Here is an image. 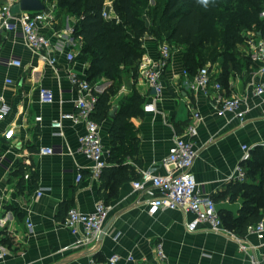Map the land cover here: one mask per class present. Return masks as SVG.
Wrapping results in <instances>:
<instances>
[{"label": "crops", "instance_id": "0c3cea01", "mask_svg": "<svg viewBox=\"0 0 264 264\" xmlns=\"http://www.w3.org/2000/svg\"><path fill=\"white\" fill-rule=\"evenodd\" d=\"M68 18L56 14L52 25L41 28L54 41L50 53L31 48L20 26L6 30L0 25V96L12 107L7 116L0 113V264H109L115 253L122 256L118 264H251L249 253L239 248V241L230 233L213 232L204 223L188 231L186 224L194 219V213L178 209L150 213V195L134 191L133 181L122 184L119 195L107 203L111 209L98 239L90 244H74L76 235L63 223L68 210L77 207L93 211L103 198L101 180L91 176V162L80 151L84 124L66 120L62 134L52 126L61 110H76L73 101L79 89L70 81V70L87 77L88 64L78 57L82 40L70 32L73 18ZM144 47L141 60L158 58L159 44L154 36L145 37ZM240 47L246 53V45ZM70 50L77 53L72 62L67 59ZM46 55L57 57L54 66ZM210 68L216 79L228 73L222 83L225 95L247 98L251 107L244 122L232 114H217L212 89L205 93L188 88L180 46L174 48L170 66L163 74L165 86L154 110H146L145 104L154 102L156 90L139 75L125 78L112 101L119 108L135 90L145 98L143 115L132 118L138 129V162L136 157H128L126 163L139 174L148 168L165 174L167 167L162 161L174 138L182 136L193 141L198 155L191 171L201 193L213 196L219 212L234 219L240 215L243 195L230 198L226 189L229 183L239 182L235 174L243 154L241 145L255 148L264 143V95L254 94V86L264 80V73L258 72V61L250 64L242 55L237 56L236 66L232 61L225 64V57L220 56ZM92 84L94 90L102 92L111 81L103 78ZM41 86L54 90L53 103H41ZM193 109L203 119L197 134L191 136L185 128ZM38 116L42 119L37 120ZM112 122L111 117L106 118L100 130L108 156ZM11 128L14 134L7 138L5 133ZM42 146H53L54 153L41 154ZM79 170L83 179L77 182ZM38 188H46L42 196H37ZM245 234L241 235L245 236L244 242L264 264V236ZM159 244L166 255L162 262L157 255ZM129 255L134 259L129 260Z\"/></svg>", "mask_w": 264, "mask_h": 264}, {"label": "trees", "instance_id": "16d2710c", "mask_svg": "<svg viewBox=\"0 0 264 264\" xmlns=\"http://www.w3.org/2000/svg\"><path fill=\"white\" fill-rule=\"evenodd\" d=\"M42 1L48 4L51 0ZM56 1L60 3L57 17L62 12L72 17L73 36L82 40L78 57L88 64L87 79L91 83L103 78L111 81L104 91L94 90L97 104L93 116L100 123L109 117L112 98L124 79L138 77L145 37L154 36L159 45L166 41L173 48L182 47L184 68L194 75L220 56L225 57V64L232 61L236 66L239 55L254 63L240 46L247 44L249 34L264 35V18L260 15L264 0H209L207 7L199 0H156L155 5L150 0H114L119 21L104 15L106 0ZM227 76L223 72L218 80L224 83ZM144 103L143 95L135 90L113 119L109 164L100 177L101 196L106 203L119 195L122 184L140 176L126 162L128 157H136L138 162V129L132 118L143 115ZM242 165L245 180L231 182L226 189L230 198L242 193L240 215L233 219L220 212L224 225L240 235L264 216V146L255 147Z\"/></svg>", "mask_w": 264, "mask_h": 264}, {"label": "built area", "instance_id": "2783aa9c", "mask_svg": "<svg viewBox=\"0 0 264 264\" xmlns=\"http://www.w3.org/2000/svg\"><path fill=\"white\" fill-rule=\"evenodd\" d=\"M19 0H0V25L6 30H14L18 26L21 27L23 35L31 48L38 52L50 53L54 46L51 37L42 31V27L52 25L55 21V9L52 4H46L44 10H22L14 12L13 5ZM104 15L107 17L108 12ZM264 18V9L260 13ZM70 32L73 27L70 25ZM58 36V35H56ZM246 53H248L254 61L259 62L258 72L264 73V35H250L247 39ZM173 55V48L168 42L159 45V55L156 60H141L139 63L138 74L142 81L150 85L156 90L154 102L145 104L146 110H154L156 99L164 90L163 74L170 66ZM49 63L55 65L57 57L55 55H46ZM77 58V53L70 50L67 52L69 62ZM13 63L20 65L21 61L14 60ZM186 84L188 88L195 91H203L208 93L210 89L215 95L217 114L226 116L232 114L241 122L246 120V116L250 110V105L246 97L241 95L227 96L224 93L223 84L211 73L210 65L201 67L196 74L190 75L185 70ZM70 81L79 89L78 96L73 103L76 107L75 111L61 110L59 116L52 120V126L57 129V134H62V128L66 120H70L74 124L82 123L85 126V133L79 136L80 151L91 162L89 169L91 176L100 179L103 169L109 164L108 154L103 143L101 135V123L97 121L93 114L97 104V96L94 94V85L87 79L81 77L76 72L70 70ZM254 94L257 96L264 95V80L257 82L254 86ZM39 97L41 103H53L56 100L55 92L51 87L41 86L39 88ZM63 102V100H60ZM11 104L6 102L4 97L0 96V113L7 116L11 112ZM42 117L38 116L37 120ZM203 119L201 113L192 110V118L185 128L187 135L194 136L198 132V125ZM14 134V128L9 129L5 136L10 138ZM264 146V143L261 144ZM243 154L241 162L236 166L235 178L238 181H244L246 171L242 162L251 157L254 145L243 143L241 145ZM39 152L41 154L54 153L53 146H42ZM198 155L197 149L191 140H187L182 136H176L169 149L167 156L162 163L167 167L165 174H159L153 169H142L140 176L133 180L132 185L134 191L144 192L150 195L147 200V206L150 213L158 210L178 209L184 212H192L195 217L189 221L186 226L188 231L198 229L200 223L207 224L208 229L219 233L222 231L230 233L239 241V248L249 253L251 264H262L250 250V245L244 242V237L228 230L221 218L217 202L212 196H206L201 193L199 182L194 173L191 171L195 159ZM83 179L82 170H79L76 176L77 182ZM46 188H38L37 196H42ZM111 205L107 204L104 199L99 200L95 209L90 212H84L77 207H71L68 210L64 225L76 235L75 245L90 244L98 239L99 235L104 231L105 222L108 218ZM3 218L0 216V223ZM29 228L33 229V223L28 222ZM247 234H256L259 238L264 236V216L257 223L247 228ZM157 255L159 259H166L162 246H157ZM122 256L118 253L113 254L109 258V264H118ZM129 260H133L132 255L128 256Z\"/></svg>", "mask_w": 264, "mask_h": 264}, {"label": "water", "instance_id": "95a60500", "mask_svg": "<svg viewBox=\"0 0 264 264\" xmlns=\"http://www.w3.org/2000/svg\"><path fill=\"white\" fill-rule=\"evenodd\" d=\"M45 8L46 4L42 0H19L13 5L12 10L17 13L22 10H44ZM117 110L118 106L113 105L109 112V117L114 119L116 117Z\"/></svg>", "mask_w": 264, "mask_h": 264}, {"label": "rangeland", "instance_id": "374dc122", "mask_svg": "<svg viewBox=\"0 0 264 264\" xmlns=\"http://www.w3.org/2000/svg\"><path fill=\"white\" fill-rule=\"evenodd\" d=\"M155 2H156V0H150L151 5H155ZM50 4L53 5V7H54V9L56 11V14H57L59 12L60 3L58 1H56V0H51V1H49V5ZM106 5L108 7V16H107V18H110V17L114 16L116 21H119L118 13L114 10V5H115L114 4V0H106ZM63 15H64V17H67V19L70 20V18H68V16H67L66 12H62V15L60 13V17L61 18L63 17ZM72 21H73V19L70 21V25H72L71 24ZM172 48H173V46H172ZM173 50H174V48H173Z\"/></svg>", "mask_w": 264, "mask_h": 264}, {"label": "clouds", "instance_id": "9594fccd", "mask_svg": "<svg viewBox=\"0 0 264 264\" xmlns=\"http://www.w3.org/2000/svg\"><path fill=\"white\" fill-rule=\"evenodd\" d=\"M199 3H201L202 5H204L205 7H207L208 4H209V0H199Z\"/></svg>", "mask_w": 264, "mask_h": 264}]
</instances>
